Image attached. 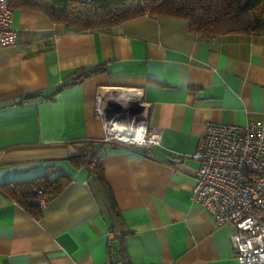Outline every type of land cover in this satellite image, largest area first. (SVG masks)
Wrapping results in <instances>:
<instances>
[{"label":"crops","instance_id":"1","mask_svg":"<svg viewBox=\"0 0 264 264\" xmlns=\"http://www.w3.org/2000/svg\"><path fill=\"white\" fill-rule=\"evenodd\" d=\"M13 9L18 43L0 47V186L55 170L71 182L39 218L0 189V264H240L234 228L192 199L193 155L207 121L264 120V35L205 39L183 17L151 14L74 30ZM118 86L144 90L162 138L150 155L103 145L92 166L102 167L104 186L67 159L103 137L98 97Z\"/></svg>","mask_w":264,"mask_h":264},{"label":"built area","instance_id":"2","mask_svg":"<svg viewBox=\"0 0 264 264\" xmlns=\"http://www.w3.org/2000/svg\"><path fill=\"white\" fill-rule=\"evenodd\" d=\"M18 35L10 0H0V47L16 45ZM95 113L103 121L104 135L87 142L93 150H99L100 143L136 146L150 155L161 143V130L150 124V107L140 87L103 90ZM193 157L199 166L192 199L206 207L217 223L234 228L230 239L240 264H264V120L207 121ZM49 200L46 195L38 197L41 207ZM107 264L131 263L111 257Z\"/></svg>","mask_w":264,"mask_h":264},{"label":"trees","instance_id":"3","mask_svg":"<svg viewBox=\"0 0 264 264\" xmlns=\"http://www.w3.org/2000/svg\"><path fill=\"white\" fill-rule=\"evenodd\" d=\"M10 5L41 11L53 22L74 30H111L129 19L151 14L183 17L191 31L205 39L231 33L264 35V0H10ZM103 71L100 66L81 68L65 86L80 83ZM103 145L98 144V149ZM97 155L98 150L88 147L67 160L75 168H88L106 186L102 167L97 163L92 166ZM55 171L4 183L0 189L39 218L42 207L38 197H56L71 182L67 173Z\"/></svg>","mask_w":264,"mask_h":264}]
</instances>
